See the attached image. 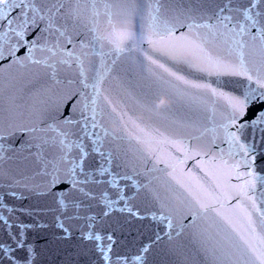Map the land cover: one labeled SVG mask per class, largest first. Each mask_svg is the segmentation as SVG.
<instances>
[{"label":"snow or ice","instance_id":"1","mask_svg":"<svg viewBox=\"0 0 264 264\" xmlns=\"http://www.w3.org/2000/svg\"><path fill=\"white\" fill-rule=\"evenodd\" d=\"M0 264H264V0H0Z\"/></svg>","mask_w":264,"mask_h":264}]
</instances>
